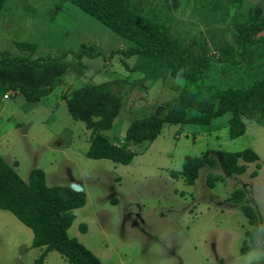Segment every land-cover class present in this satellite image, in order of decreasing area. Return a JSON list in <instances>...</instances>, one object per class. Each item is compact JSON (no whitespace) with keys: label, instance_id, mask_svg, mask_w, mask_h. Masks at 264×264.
Listing matches in <instances>:
<instances>
[{"label":"rangeland","instance_id":"1","mask_svg":"<svg viewBox=\"0 0 264 264\" xmlns=\"http://www.w3.org/2000/svg\"><path fill=\"white\" fill-rule=\"evenodd\" d=\"M256 4L264 6V0H145L143 10L181 44L203 46L216 61L214 35L228 33L235 22L232 15L244 13L245 18ZM20 42L34 45L33 52L18 49L15 44ZM82 43L95 45L98 56L73 60L72 53ZM124 44L68 2L9 0L0 12V51L31 58L53 54L69 68L41 101L28 102L17 93L0 99V155L9 165L17 163L16 173L25 182L32 169H41L47 186L81 188L85 204L74 211L67 232L101 264H248L259 259L258 248L242 254L240 247L248 242V230L257 229V244L264 236V120L247 122L245 133L233 140L227 134L228 113L207 126L164 124L152 143L128 145L134 157L127 165L85 156L91 132L69 116L64 100L74 90L89 82L111 84L122 107L112 127L99 135L121 145L133 120L165 114L185 85L169 76L139 82L140 72L125 67L133 66L136 58L116 53ZM250 51L251 67L245 62L236 67L213 65L202 84L241 88L247 78L264 77L263 44ZM260 65L263 69L255 74L254 67ZM246 149L254 151L258 161L247 164L241 175L227 178L217 164L202 168L190 186L168 174L179 171L186 156ZM252 172L257 175L252 177ZM215 176L222 180L209 188L207 178ZM238 188L256 214L253 227L239 205L227 200ZM32 236L12 214L0 210V264H37L45 247H32ZM41 264L68 263L50 250Z\"/></svg>","mask_w":264,"mask_h":264},{"label":"trees","instance_id":"2","mask_svg":"<svg viewBox=\"0 0 264 264\" xmlns=\"http://www.w3.org/2000/svg\"><path fill=\"white\" fill-rule=\"evenodd\" d=\"M144 1L60 0L70 3L124 41L125 48L116 53L124 58H136L133 66L125 67L129 71L140 72L139 82L169 76L185 83L165 114L133 120L124 132L121 145L99 135V132L112 127L122 107L121 98L112 91L111 84L89 82L74 90L64 100L69 116L91 132L85 154L87 158L127 165L134 157L128 145L152 143L164 124L207 126L228 113L227 134L233 140L245 133L247 122L264 120V77L241 88L227 86L215 89L202 84L216 61L239 66L245 62L247 48L264 42V36H259L264 31V11L260 6L253 8L243 23L233 25L234 46L220 49L216 61H212L213 56L205 47L195 49L192 45L181 44L150 12L144 14ZM173 7L176 8L175 2ZM15 45L28 53L34 50V45L29 43ZM96 51L95 45L82 43L72 53V58L77 61L84 57L96 58L99 54ZM68 68L69 64L62 57L53 54L31 58V55L13 56L0 51V99L17 93L28 102L41 101L62 82ZM188 111L192 112L191 115ZM257 161V154L250 149L239 152L207 150L199 156H186L181 169L168 174L173 179L182 178L191 186L204 167L214 169L219 164L228 178L245 173L246 165ZM16 166V162L7 164L0 155V210L9 212L31 230L32 247H45L37 264L42 263L50 250L57 251L68 264H101L90 250L67 232L75 218L74 211L85 204L83 191H74L69 186H47L41 169H32L25 182L16 173ZM256 167L259 168L258 165ZM256 175L257 172L251 173L252 177ZM221 180L218 176L208 177L207 185L213 188L214 183ZM227 200L239 205L250 226L256 225V214L242 189H236ZM256 230L246 231L248 242L244 241L240 247L242 254L257 248L262 253L259 259L248 264H264V236L261 235V242L257 244L254 241ZM80 231L85 233V225H80Z\"/></svg>","mask_w":264,"mask_h":264},{"label":"crops","instance_id":"3","mask_svg":"<svg viewBox=\"0 0 264 264\" xmlns=\"http://www.w3.org/2000/svg\"><path fill=\"white\" fill-rule=\"evenodd\" d=\"M9 4V0H0V12L1 11H3V10H5L6 8H7V5ZM257 6H260L261 8H262V10L264 11V6H261V5H259V4H256L255 6L253 5V8H255V7H257ZM252 8V9H253ZM252 9H248L247 10V17H248V14L252 11ZM243 14L244 13H242V14H240V13H235V15H232V18L234 19V21L236 22H231L230 23V25H229V32L228 33H226L225 31H223V32H221V33H223V34H219V35H214V43H213V46L215 47V51H214V53H216V55H218L219 54V51H220V49H223L225 46H234V44H233V40H232V33H233V25L235 24H240V23H243L246 19H247V17H245L244 18V16H243ZM222 23L223 24H225V21H222ZM220 33V32H219ZM259 36H264V31L263 32H261L260 34H259ZM260 44H263V50H264V42H260V43H257V44H255V45H253L252 47L253 48H257V46L258 45H260ZM252 47H249V48H247V55H246V59H245V63H247L250 67H251V65L249 64V60H250V58L252 57V54H251V48ZM216 67H218V68H222V67H224L225 65H230V64H228V63H219V62H217V63H215L214 64ZM232 66V65H231ZM232 67H234V66H232ZM261 69H263V67L260 65V66H255L254 67V73L256 74V73H258V72H260L261 71ZM252 80H250V78H247L245 81H244V83L246 82V85H248L250 82H251ZM245 85V86H246Z\"/></svg>","mask_w":264,"mask_h":264},{"label":"water","instance_id":"4","mask_svg":"<svg viewBox=\"0 0 264 264\" xmlns=\"http://www.w3.org/2000/svg\"><path fill=\"white\" fill-rule=\"evenodd\" d=\"M71 189H73L74 191L80 192L81 188L78 185L72 184L71 186H69Z\"/></svg>","mask_w":264,"mask_h":264}]
</instances>
